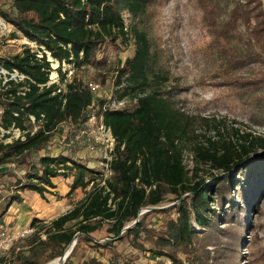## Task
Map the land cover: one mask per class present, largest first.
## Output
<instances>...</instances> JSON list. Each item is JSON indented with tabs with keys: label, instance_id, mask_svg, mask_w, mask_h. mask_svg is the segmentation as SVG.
Returning a JSON list of instances; mask_svg holds the SVG:
<instances>
[{
	"label": "trees",
	"instance_id": "16d2710c",
	"mask_svg": "<svg viewBox=\"0 0 264 264\" xmlns=\"http://www.w3.org/2000/svg\"><path fill=\"white\" fill-rule=\"evenodd\" d=\"M156 3L0 0V17L12 26L11 38L20 34L37 49L25 45L19 53L0 56V67L26 76L18 83L0 82V127L24 133V139L6 143L0 139V167L28 164L8 193L0 195L3 212L22 202L21 192L51 193L52 178L68 177L69 171H73L69 192L85 191L56 218H32V233L0 255V264H46L61 256L76 234L64 264H139L138 257L120 259L114 253L119 242L147 251L152 259L168 258L172 264H238L247 236L245 260L264 264L261 222L253 218L262 215L264 207V137L225 118L201 116L180 106L178 80L160 67L152 39L138 26ZM195 4L211 38L206 51L217 66L213 79L244 107L264 113V0ZM123 11L132 18L129 27ZM131 40L133 55L112 65L108 49ZM64 64L70 66V78ZM110 68L115 71L113 100H128L131 106L111 108L109 101H98L96 114L115 141L110 175L105 177L66 152L47 149L62 124L83 127L95 104L94 92L79 73L93 69L104 83ZM52 72L58 75L55 82L50 81ZM187 147L192 154L190 171L184 164ZM203 167L208 169L202 171ZM3 174L12 173L3 169ZM184 195L172 207L143 213L121 233L145 208ZM157 215L163 216L161 222L148 221ZM207 246H213L210 261ZM106 250L112 252L108 258Z\"/></svg>",
	"mask_w": 264,
	"mask_h": 264
},
{
	"label": "rangeland",
	"instance_id": "374dc122",
	"mask_svg": "<svg viewBox=\"0 0 264 264\" xmlns=\"http://www.w3.org/2000/svg\"><path fill=\"white\" fill-rule=\"evenodd\" d=\"M122 17L128 27L132 25L133 21L128 12L123 11ZM202 19L203 13L196 7L195 0H157V3L150 8L148 16L146 18L144 17L143 21L139 23L138 26L144 28L152 39L159 57L158 62L160 67H163L171 78L178 80V84L181 87V103L179 104L185 111L201 116L225 118L228 123L238 126L244 131H249L252 132V134L264 137V113L255 112L251 108L244 107L243 104L229 92V89L218 85L217 80L213 79L217 66L206 51V47L211 38ZM10 29L11 30L5 32H0V56H11L19 53L25 45H28L34 51L37 50L35 46H31L29 41L20 34H17L16 38H11L10 35L13 31L11 25ZM133 52L134 45L131 40L126 46L119 44V46L110 47L107 51V57L112 65L117 66L123 64L127 57L133 55ZM54 67H56L55 62L52 63V68ZM262 69L264 71V66ZM63 71L67 73L68 78L71 77L72 71L70 70V66L64 64ZM95 73L93 69L83 70L79 73L82 78L87 81V84L93 83L98 85V91L94 94L95 104L92 108L93 113L97 112L99 107L98 101L100 99L104 101L113 100L112 95L115 89L114 68H110L108 72H106L107 77L104 83L101 82L100 78H98ZM103 73H105V71H103ZM1 76L0 78H2ZM50 77L55 80L58 79L56 72H52ZM1 80L2 79H0V82ZM261 89L264 94V84L261 86ZM130 104L131 103L126 100L123 105L128 107L131 106ZM78 134L79 128H75L69 123L62 124L47 151L66 152L73 158L86 163L94 169L103 171L102 159L104 158V151L99 150L98 147L94 150H86L82 144L76 141L75 137ZM36 159L37 158H34L35 161ZM184 164L190 171L193 164L189 147L184 151ZM27 168L28 164L17 166L13 163L7 165L6 168L0 167V171L6 169L9 173H12L0 176V195L3 196L7 194V188L14 182V178L21 177L25 171H27ZM207 169V167H203L202 171H206ZM69 173L70 175L68 177H58L54 179L56 182V189L52 195L47 194L41 198L37 193L27 191L21 192L23 198L27 200L26 204L14 202L9 208H6L4 212L3 208L5 203L0 202V221L2 222L4 217L5 219L7 218L6 222H3L7 230L17 234L19 231L30 227L25 226L20 229H15V216L21 210L20 207L23 208L26 205L37 209V211L45 215L47 214L45 216L46 221H50L58 215L68 211L76 202L82 199L85 193L84 190L77 189L71 193L69 192V185L73 180V171H69ZM200 174L204 176L205 173L201 172ZM249 195L253 198L251 193ZM178 201L155 206L158 209L149 211L172 207L174 205H168L172 203L177 204ZM51 208L53 209L50 210ZM253 218L256 223L257 221L261 222L258 229L259 235L262 237V245H264V207L262 215H254ZM149 220L151 223H158L163 220V216H151L148 218V221ZM222 223L223 221H221V224ZM199 230L203 231V228H199ZM28 235L29 234L17 237L7 249L0 251V255L8 251L19 239L25 238ZM248 239L247 236L246 240ZM246 240L243 242V255L239 258L238 264H249L247 260H245L247 252L245 248ZM207 251L210 252V256L207 259L210 261L213 253V246H207ZM114 253L120 255V259H122V257L125 259H129L133 256L138 257L137 263L139 264H157V262L172 264L171 260L168 258L157 257L152 259L147 251L137 250L125 242L116 243ZM85 254L89 253L85 251ZM111 255L112 252L105 251V258ZM205 258L204 256V259Z\"/></svg>",
	"mask_w": 264,
	"mask_h": 264
},
{
	"label": "built area",
	"instance_id": "2783aa9c",
	"mask_svg": "<svg viewBox=\"0 0 264 264\" xmlns=\"http://www.w3.org/2000/svg\"><path fill=\"white\" fill-rule=\"evenodd\" d=\"M11 30L10 25L6 23L0 17V32H5ZM31 46H35L33 43L29 42ZM56 68V67H54ZM2 75V76H1ZM0 76L2 78L1 84H5L7 81H13L15 83L24 81L26 76L17 70L9 71L5 68L0 67ZM51 82H55L57 80L50 77ZM90 90L94 92V94L98 91V85L89 83L88 84ZM125 101H116L112 100L108 102V105L111 108H121L123 107ZM93 106H90L87 112L85 124L83 127L79 129V134L75 137L76 141L79 144H82L86 150H94L95 148L104 151V161L102 162L103 173L104 176L107 177L110 175V171L108 168V162L111 159V153L114 148V137L111 134V130L107 127L102 117H99L95 112L93 113ZM31 123L35 124V119L33 116H30ZM35 130V128H34ZM0 139H2L5 143L11 142L16 139H24L23 131L11 127L8 130H4L0 127ZM55 154L59 152H53ZM33 229L29 227L28 229H23L19 231L17 234L13 232H9L5 226V224L0 223V251L7 249L12 242L15 241L17 237L24 236L32 233Z\"/></svg>",
	"mask_w": 264,
	"mask_h": 264
},
{
	"label": "crops",
	"instance_id": "0c3cea01",
	"mask_svg": "<svg viewBox=\"0 0 264 264\" xmlns=\"http://www.w3.org/2000/svg\"><path fill=\"white\" fill-rule=\"evenodd\" d=\"M58 177H63V176H57L55 178H52V182L55 184V188L52 190L51 193H46L45 195L49 194L52 195L54 190L56 189V182L54 181V179L58 178ZM27 192H33L36 193L34 191H27ZM38 194V193H37ZM39 195V194H38ZM44 195V196H45ZM40 196V195H39ZM44 196H40L41 198ZM27 200H25L22 196V202L21 204H26ZM20 211L19 213L15 216V221H14V225H16L15 229H20L21 227H25V226H30V222L32 220V218L36 217L38 219L41 220H45L46 221V215L43 214L42 212L37 211V209L28 207V206H24L23 208L20 207ZM53 208H51L50 210H52ZM49 213V212H48ZM65 213V212H64ZM63 214V213H62ZM61 215V214H60ZM59 216V215H58ZM56 218V217H55ZM7 219V218H6ZM5 217L3 218L2 222H6ZM10 219V217H9ZM54 219V218H53ZM9 222V221H8Z\"/></svg>",
	"mask_w": 264,
	"mask_h": 264
},
{
	"label": "water",
	"instance_id": "95a60500",
	"mask_svg": "<svg viewBox=\"0 0 264 264\" xmlns=\"http://www.w3.org/2000/svg\"><path fill=\"white\" fill-rule=\"evenodd\" d=\"M186 195H187V194H186ZM186 195H184V196L178 201V203H179V202H180V201H181ZM175 204H176V203H172V204H170V205H168V206L175 205ZM153 209H158V208H156V207H147V208H145L144 211H142V212H140V213L138 214V217H137V219H136L134 222H132L130 225H128V226H126V227H124V228L122 229L121 233H123V232H124L125 230H127L128 228L132 227V226H133V225L139 220V216H140L142 213H144V212H146V211H149V210H153ZM78 236H79V234H76V235H75L73 241H72V242H71V243L65 248V250H64V252H63V254H62L61 256L57 257L56 259H54V260H52V261H50V262H48V263H46V264H64L66 258L69 256V254H70V252L72 251L74 245L76 244V241H77ZM105 240H110V239H105Z\"/></svg>",
	"mask_w": 264,
	"mask_h": 264
}]
</instances>
